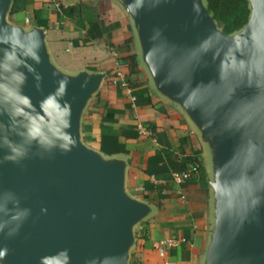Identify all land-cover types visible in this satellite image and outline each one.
Wrapping results in <instances>:
<instances>
[{
	"label": "water",
	"instance_id": "obj_1",
	"mask_svg": "<svg viewBox=\"0 0 264 264\" xmlns=\"http://www.w3.org/2000/svg\"><path fill=\"white\" fill-rule=\"evenodd\" d=\"M0 0V251L10 264H125L140 208L76 138L97 77L63 78ZM227 42L198 0H126L160 86L213 139L218 228L207 264H264V0ZM211 19V18H210ZM212 20V19H211ZM250 26V28H249Z\"/></svg>",
	"mask_w": 264,
	"mask_h": 264
},
{
	"label": "crops",
	"instance_id": "obj_2",
	"mask_svg": "<svg viewBox=\"0 0 264 264\" xmlns=\"http://www.w3.org/2000/svg\"><path fill=\"white\" fill-rule=\"evenodd\" d=\"M58 3L57 10L52 0H7L3 21L25 37L39 34L46 63L58 76L98 78L77 111L76 138L101 163L118 166L123 195L140 208L129 228L128 256L135 264H207L221 209L213 139L184 102L160 86L126 0ZM129 55L134 72L123 61ZM117 66L133 103L110 83ZM190 164H197L198 177L175 181L173 173ZM166 239L178 243L157 250Z\"/></svg>",
	"mask_w": 264,
	"mask_h": 264
},
{
	"label": "trees",
	"instance_id": "obj_3",
	"mask_svg": "<svg viewBox=\"0 0 264 264\" xmlns=\"http://www.w3.org/2000/svg\"><path fill=\"white\" fill-rule=\"evenodd\" d=\"M204 2L206 12L219 26L221 34L233 33L246 25L249 17L248 0H204ZM132 60V55L123 58L129 72L135 71V64ZM119 61L121 62V59ZM141 236H144V231Z\"/></svg>",
	"mask_w": 264,
	"mask_h": 264
},
{
	"label": "built area",
	"instance_id": "obj_4",
	"mask_svg": "<svg viewBox=\"0 0 264 264\" xmlns=\"http://www.w3.org/2000/svg\"><path fill=\"white\" fill-rule=\"evenodd\" d=\"M58 2L59 0H52L53 7L57 10L59 9ZM110 83L121 89L131 103L135 101V96L132 92V88L128 81V78L119 66L115 67L112 70ZM140 132L144 133L145 130L143 128H140ZM198 174L199 171L197 164H190L178 170L177 172H174L172 177L175 181L181 182V181L196 179L198 177ZM177 243H178L177 241L171 239L162 240L158 242V244L156 245V249L159 251H163L165 247L176 246Z\"/></svg>",
	"mask_w": 264,
	"mask_h": 264
},
{
	"label": "rangeland",
	"instance_id": "obj_5",
	"mask_svg": "<svg viewBox=\"0 0 264 264\" xmlns=\"http://www.w3.org/2000/svg\"><path fill=\"white\" fill-rule=\"evenodd\" d=\"M248 1H249V13H250L249 14V20L248 21L251 22V16H252V12L254 11V8L253 7H254L255 1L254 0H248ZM208 19L210 20V22L214 26V30L216 32H219V34H220L221 31H220L219 26L214 21H212L209 17H208ZM249 22H247V23H249ZM245 26H243L241 29H239V30H237V31H235L233 33H230V34H227V35H224V36H222V34H220V36H222V38L225 41H227V42H230V41L231 42H237L238 39L240 38V36L243 33H245V36H246L250 32V30L248 31V29L246 28L247 26L246 27ZM249 28H250V26H249ZM1 253L2 252L0 251V264H10L7 259H5V258L2 257V254ZM125 264H135V261L132 258V256L131 257L128 256V251L126 252Z\"/></svg>",
	"mask_w": 264,
	"mask_h": 264
}]
</instances>
